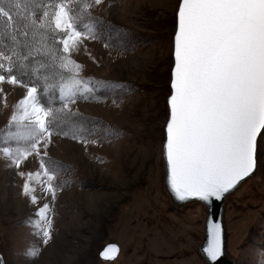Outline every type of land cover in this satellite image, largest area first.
<instances>
[{
  "label": "rangeland",
  "instance_id": "1",
  "mask_svg": "<svg viewBox=\"0 0 264 264\" xmlns=\"http://www.w3.org/2000/svg\"><path fill=\"white\" fill-rule=\"evenodd\" d=\"M89 1L78 23L97 22L76 26L91 36L71 48L66 56L74 63L63 68L71 74L63 84L82 83L75 85L79 91L69 112L56 115V124L67 128L53 132L46 155L41 149L44 163L56 170L49 171L54 197L42 172L24 194L27 177L18 173L40 171L38 158L29 157L18 169L0 154V264H205L195 250L205 231V209L174 206L163 185L161 145L178 0ZM85 86L91 91L84 92ZM0 87L2 141L26 87ZM3 146L15 148L17 142ZM255 169L225 201L226 252L235 264H264V153ZM45 204L47 211L37 215ZM107 244L119 249L112 262L99 258Z\"/></svg>",
  "mask_w": 264,
  "mask_h": 264
},
{
  "label": "snow or ice",
  "instance_id": "2",
  "mask_svg": "<svg viewBox=\"0 0 264 264\" xmlns=\"http://www.w3.org/2000/svg\"><path fill=\"white\" fill-rule=\"evenodd\" d=\"M102 2L94 0L96 5ZM13 6L19 9L21 4L0 0L2 27L11 29L12 40L10 49L0 48V86L4 83L24 86L26 95L13 106L6 125L7 138L0 141L8 144L14 140L17 146L0 147V154L18 169L29 157L38 158L40 171L18 173L27 177L24 194L30 193L33 175L41 176L42 172L41 179L47 178V190L54 197L51 183L54 174L49 172L41 155L42 148L47 154L53 135L50 127L53 110L40 104L37 87L28 86L17 76V61L23 66L29 57L48 56L53 60L59 58L60 67L68 69L74 62L66 54L91 36V30L87 33L77 30L76 18L64 0H47L40 5L43 14L39 20L32 11L30 16L21 17L20 26L14 18ZM49 39L62 45V52L49 47L46 43ZM172 56L165 139L161 146L167 181L181 201L219 200L253 172L258 155L264 153V0H178ZM75 68L78 71L80 65ZM81 83L74 79L70 85H60L63 109L75 102L79 91L75 85ZM83 91L91 89L85 86ZM4 104L7 107L6 94ZM31 199L37 202L34 194ZM47 209L45 204L37 215ZM43 235L47 242L49 231L45 229ZM221 250V226L213 223L207 247L202 251L215 261ZM117 251L110 245L101 255L111 259Z\"/></svg>",
  "mask_w": 264,
  "mask_h": 264
},
{
  "label": "trees",
  "instance_id": "3",
  "mask_svg": "<svg viewBox=\"0 0 264 264\" xmlns=\"http://www.w3.org/2000/svg\"><path fill=\"white\" fill-rule=\"evenodd\" d=\"M69 11L70 14L76 18V26L80 29L83 27V24L86 22H93L95 18H88L87 20L78 23L77 15L84 14L83 10L85 9L86 4H90L91 2L89 0H64V2H69ZM12 4L19 2L22 6V4L26 2V0H11ZM28 4L26 6H22L19 9L12 7V12L14 14V18L16 20V23L18 26L23 24V21L21 17L24 15H31L32 11H35L37 13V18L42 16L43 14V8L40 6L42 3H46L47 0H31L27 1ZM91 5V4H90ZM27 9V11H26ZM78 12V13H77ZM18 13V15H17ZM97 22V21H96ZM4 21L0 19V25L2 27ZM82 23V24H81ZM49 36H51V33H49ZM39 37H37V41H39ZM47 45L53 50H56L57 48H60V45L53 44V41L49 39L47 42ZM12 47V40H11V29H4L2 27V32L0 31V48L4 49H10ZM27 50H24V53L26 54ZM59 55V54H58ZM43 64V67H40V65ZM29 66L34 69V71ZM17 76L24 81L25 84L28 86H35L37 87V99L39 100L40 104L44 108H51L53 110V116L54 119L52 120V124L50 127L53 129V132L63 134V130L66 127L65 124H62V126L56 124V121L58 120L56 118V115H59L61 113L69 112L63 109L62 105L63 102L59 99V87L62 83H64L71 74L68 71L63 70V68L60 67V60L57 58L56 60L51 59V57L48 56H40L33 59L32 57H29L27 61L23 62V66H21V63L17 61V69H16ZM73 123H79L81 120H75L74 117L71 118ZM82 122L85 125V123ZM70 125H73L70 123ZM101 125H96L95 127L98 128ZM80 127V126H79ZM87 127H82L80 129H84L86 131H89L90 129H86ZM102 130V129H101ZM75 131L79 134L82 133L81 130L75 129ZM80 131V132H79ZM86 135L87 132H84ZM48 159V158H46ZM46 167L49 171L54 170L51 163L47 160L45 162ZM60 178L59 180H61ZM65 180V179H62Z\"/></svg>",
  "mask_w": 264,
  "mask_h": 264
},
{
  "label": "water",
  "instance_id": "4",
  "mask_svg": "<svg viewBox=\"0 0 264 264\" xmlns=\"http://www.w3.org/2000/svg\"><path fill=\"white\" fill-rule=\"evenodd\" d=\"M175 18H176V11H175ZM173 40H174V33L172 36V50H173ZM171 58H172V66H173L174 60H173L172 55H171ZM169 88H170V82H169ZM163 134H164V129H163ZM164 139H165V135H164L163 141ZM161 162H162L163 185H164V189L166 193L169 196L171 203L176 207H184L189 204H199L205 209V212H206L205 231L201 239V244L196 246V249H195L198 255L202 258L203 262L205 264H235L234 261L231 258H229L226 252V235H225L226 232H225L224 221H223L225 201L229 195L234 193L242 184H244L246 181H248L250 178L254 176L256 167L254 168L253 172L249 176L245 177L243 180L238 182V184L233 189L225 193L224 196L219 200L213 198L211 201H201L196 198H190V199L181 201L175 197L174 193L171 190L170 185L168 184L166 161L162 155V147H161ZM213 223H218L221 226V242H222L221 255L215 261L210 260L206 256V254L202 251L203 248L207 247L208 240H209V227ZM110 245H113L118 249L116 244H107L99 252V258L107 262H112L113 260H115L118 257V253H119V249H118V251L114 254V258H111V259L103 258L101 253Z\"/></svg>",
  "mask_w": 264,
  "mask_h": 264
},
{
  "label": "bare ground",
  "instance_id": "5",
  "mask_svg": "<svg viewBox=\"0 0 264 264\" xmlns=\"http://www.w3.org/2000/svg\"><path fill=\"white\" fill-rule=\"evenodd\" d=\"M225 207V206H224ZM102 260V259H101ZM102 261H104V262H107V261H105V260H102Z\"/></svg>",
  "mask_w": 264,
  "mask_h": 264
}]
</instances>
